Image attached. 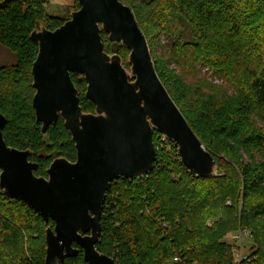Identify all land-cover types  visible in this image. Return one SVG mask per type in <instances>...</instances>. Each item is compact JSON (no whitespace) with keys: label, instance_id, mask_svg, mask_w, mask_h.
Returning <instances> with one entry per match:
<instances>
[{"label":"trees","instance_id":"trees-1","mask_svg":"<svg viewBox=\"0 0 264 264\" xmlns=\"http://www.w3.org/2000/svg\"><path fill=\"white\" fill-rule=\"evenodd\" d=\"M121 1L131 6L145 33L140 13L144 6L163 0H140L139 4L136 0L130 4ZM169 2L182 26L188 25L199 38L209 37L210 26L217 29L212 45L221 57L241 53L245 16L258 15L264 26V0ZM45 4L46 0H13L6 7L0 6V49L13 55L8 62L0 61V111L7 118L4 138L10 146L31 149L30 160L38 163V176L47 175L56 157L77 158L75 141L63 119L42 132L32 104V66L38 45L31 32L41 25L53 30L66 21L49 15ZM222 22L226 27L218 31ZM157 29L171 33L158 25ZM102 34L106 51L119 53L129 67L124 56L130 50L112 42L106 32ZM153 54L159 77L216 159L217 173L204 178L191 172L179 158L176 146L170 140L164 143L168 146H160V132L154 131L158 147L153 169L144 176L113 180L106 193L97 250L116 264H166L176 253L199 264H234L233 246L223 238L228 230L241 226L249 228L254 239L251 254L242 264H264V61L255 67L246 66V82L233 93L217 97L191 93L184 80ZM73 80L84 111L94 112L95 103L85 95V79L73 75ZM228 199L230 204H226ZM209 220L213 221L211 226ZM53 225L24 201L5 198L0 192V262L11 264L1 255L6 251L10 256L8 247L19 250L13 264H44L46 229ZM62 264L89 263L80 249Z\"/></svg>","mask_w":264,"mask_h":264},{"label":"water","instance_id":"water-1","mask_svg":"<svg viewBox=\"0 0 264 264\" xmlns=\"http://www.w3.org/2000/svg\"><path fill=\"white\" fill-rule=\"evenodd\" d=\"M13 0H0L6 7ZM79 8L56 29L31 32L38 45L32 66V104L42 132L61 117L72 135L77 158L56 157L38 176L31 149L7 144L0 111V192L24 201L46 222L44 264H62L83 250L89 264H116L97 250L106 193L119 177L144 176L154 167V131L177 147L185 167L201 177L216 175L212 153L189 124L154 66L145 33L130 5L121 0H77ZM102 32L129 49H105ZM73 75L86 81L85 95L96 105L84 111Z\"/></svg>","mask_w":264,"mask_h":264},{"label":"rangeland","instance_id":"rangeland-1","mask_svg":"<svg viewBox=\"0 0 264 264\" xmlns=\"http://www.w3.org/2000/svg\"><path fill=\"white\" fill-rule=\"evenodd\" d=\"M136 1H138L136 4H139L140 0ZM126 2L130 4L131 0H126ZM77 4V0H46L45 9L49 15L67 20L71 17V12L77 8ZM140 14L151 55L154 53L163 60L168 70L182 78L193 94H216L217 97H221L233 93L235 88L246 82L245 67H255L258 62L264 61V26L261 24L260 17L254 13L244 17L246 23L242 28L244 30L243 47L240 50L241 53L232 58L221 57L214 50L212 42L217 39H215L217 29L210 26L209 37L199 38L188 25L182 26L178 14L170 7L169 0H163L153 6H144ZM157 25L163 31L169 29L171 33L167 34L162 31L160 33ZM225 27L224 22L220 23L218 31H224ZM125 55L126 57L123 56L128 61V53ZM12 59L13 55L8 50L0 49L1 62H8ZM165 145L167 144L160 146ZM177 153L179 155L178 150ZM219 156L227 158L224 154H219ZM232 201L235 203L234 199ZM230 203L231 199H228L226 204ZM239 227L228 230L225 236L229 234L231 237H238L242 246L238 247L237 252L245 255L251 251L254 239L253 235L250 237L247 234H238ZM233 249L236 253V247ZM6 250L10 256L3 251L1 252L2 258L9 259L13 264L19 250H10L8 247ZM0 264L8 263L2 260Z\"/></svg>","mask_w":264,"mask_h":264},{"label":"built area","instance_id":"built-area-1","mask_svg":"<svg viewBox=\"0 0 264 264\" xmlns=\"http://www.w3.org/2000/svg\"><path fill=\"white\" fill-rule=\"evenodd\" d=\"M158 139H159L160 145L164 144L167 140H169V138L163 133H160L158 135ZM155 146L157 149L158 146L157 145H155ZM212 223H213L212 220H209L207 222V224L209 226H211ZM237 232L240 235L247 234V236H250V237L252 236V231L246 227L240 226ZM223 240L227 244H230L233 247H236V249H237L236 253H234V264H241L245 259L249 258L252 250L245 255L238 254V252H237L238 247L242 246L241 240L238 237H231L229 234H227V236H224ZM166 264H199V262L191 260L188 256L182 255V253H176L172 256V258L170 260L167 261Z\"/></svg>","mask_w":264,"mask_h":264},{"label":"flooded vegetation","instance_id":"flooded-vegetation-1","mask_svg":"<svg viewBox=\"0 0 264 264\" xmlns=\"http://www.w3.org/2000/svg\"><path fill=\"white\" fill-rule=\"evenodd\" d=\"M44 176H46V177H47V176H48V174H47V175H44ZM51 220H52V219H51ZM52 221H53V220H52Z\"/></svg>","mask_w":264,"mask_h":264}]
</instances>
